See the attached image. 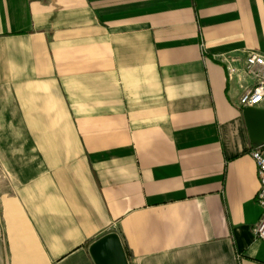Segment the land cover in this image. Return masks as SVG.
<instances>
[{"label": "crops", "instance_id": "1", "mask_svg": "<svg viewBox=\"0 0 264 264\" xmlns=\"http://www.w3.org/2000/svg\"><path fill=\"white\" fill-rule=\"evenodd\" d=\"M248 52L264 0H0V264H264Z\"/></svg>", "mask_w": 264, "mask_h": 264}, {"label": "built area", "instance_id": "2", "mask_svg": "<svg viewBox=\"0 0 264 264\" xmlns=\"http://www.w3.org/2000/svg\"><path fill=\"white\" fill-rule=\"evenodd\" d=\"M229 75H233L235 69L228 68ZM244 73L254 77V83L244 86L242 94L238 99L240 107H257L264 99V56L248 52L244 58ZM251 158L255 161L258 170L259 190L257 202L261 206L262 213L255 226L256 236L264 241V150L261 147H254L250 151Z\"/></svg>", "mask_w": 264, "mask_h": 264}, {"label": "water", "instance_id": "3", "mask_svg": "<svg viewBox=\"0 0 264 264\" xmlns=\"http://www.w3.org/2000/svg\"><path fill=\"white\" fill-rule=\"evenodd\" d=\"M243 117L251 142L264 150V109L245 107ZM91 252L100 264H126L121 244L114 233L99 239L91 247Z\"/></svg>", "mask_w": 264, "mask_h": 264}]
</instances>
